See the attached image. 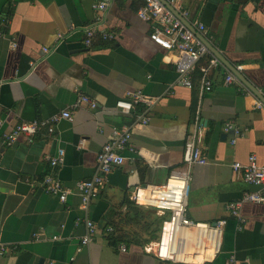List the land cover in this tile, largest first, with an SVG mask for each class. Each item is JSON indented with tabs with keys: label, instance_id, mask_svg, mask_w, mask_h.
I'll use <instances>...</instances> for the list:
<instances>
[{
	"label": "crops",
	"instance_id": "1",
	"mask_svg": "<svg viewBox=\"0 0 264 264\" xmlns=\"http://www.w3.org/2000/svg\"><path fill=\"white\" fill-rule=\"evenodd\" d=\"M95 1L0 0V14L8 19L0 37V240L9 245L0 264H178L143 250L159 237L165 216L134 204L129 194L137 184L164 183L180 166L197 106L207 162L192 166L187 215L198 223L226 218L214 263L225 264L234 254L238 264H264V203L241 205V228L226 210L244 190L264 191L232 168L252 153L264 165V108L255 106L256 95L224 84L222 63L210 69V91L200 95L197 82L191 88L179 84L173 52L150 39V24L137 15L142 0H108L97 27L115 36H97L86 46L83 28L95 20ZM181 3L186 20L192 26L203 22L206 39L263 93L264 0ZM206 62L204 56L198 65ZM135 89L156 98L146 124L138 120L141 107L131 113L115 107ZM78 93L95 100L96 108L83 104L70 120L58 119L52 133L41 128L31 141L6 143L15 124L48 119L70 107ZM227 122L239 133L225 130ZM126 125L131 136L122 150L125 161L114 168L127 174V187L106 182L83 206L76 182L91 178L112 128ZM58 148L64 160L51 166L47 156ZM46 173L68 190L65 201L45 191ZM87 219L97 230L81 244ZM109 226L116 238L109 237Z\"/></svg>",
	"mask_w": 264,
	"mask_h": 264
},
{
	"label": "built area",
	"instance_id": "2",
	"mask_svg": "<svg viewBox=\"0 0 264 264\" xmlns=\"http://www.w3.org/2000/svg\"><path fill=\"white\" fill-rule=\"evenodd\" d=\"M183 18H187L188 10L182 5V0H165ZM108 5V0H97L93 3L96 12L95 20L83 28V42L90 46L94 39L99 36L107 40L112 39L115 34L110 31L99 29L97 22L102 19V14ZM137 15L150 24V39L167 51H172L175 70L178 74V83L191 88L195 82L200 95L210 91L213 81L210 77V69L221 64L220 60L207 48L201 39L184 23L166 4L161 0H142V4L137 9ZM8 19L0 14V37L4 35L3 27ZM194 28L202 35L206 26L203 22L197 21ZM15 46V43H12ZM46 52L49 49L43 47ZM207 56V62L199 66V60ZM34 65H32L33 67ZM198 71V76L195 73ZM237 83L247 94L252 91L246 87L231 71L226 69L224 84ZM264 97V92L262 93ZM154 96L148 95L141 89L129 90L123 97L115 102V107L122 113L139 111V121L148 123L151 119L147 112L155 102ZM83 104L90 108H96L97 103L89 96L78 93L75 102L64 108L58 114L50 116L48 119L22 121L15 124L9 133L6 134V143L11 144L19 137L31 141L33 136L41 129L46 128L48 132L54 131V123L60 118L70 120L73 110ZM254 104L257 108H264V102L254 96ZM190 129L185 138L180 166L171 170L168 178L160 184H137L129 194V198L136 205L153 208L162 216H165L161 223L160 234L157 239L150 240L143 245L146 253H152L162 260L172 261L178 264H216L214 257L221 246V236L226 218H220L212 223H198L191 220L187 215V199L190 188L191 170L194 164H204L207 158L200 145V124L199 107L197 106ZM225 130H233L236 134L239 129L232 123L225 124ZM131 136L130 126L113 127L111 138L105 142L96 155V171L89 179L78 180L75 184L78 190L82 205L86 206L90 198L94 197L98 190L106 183V175L115 166L125 161L122 150L128 147ZM47 159L51 166L61 164L64 160V150L58 148L53 155H48ZM232 168L241 173V178L248 185L264 187V165L257 162L254 153L250 154L245 163L235 161ZM42 184L46 192L55 195L59 200L65 201L68 190L63 186L61 180L53 173H46L43 176ZM244 202L264 203V191L244 190L241 195L226 204V210L230 216L237 218L238 228L244 222L240 217L239 209ZM86 233L81 237V244L91 241L97 228L92 220H85ZM111 232L112 227H107ZM38 237V233L36 235ZM53 238H58L53 236ZM125 250V246L121 245ZM212 249V253H208ZM9 250V245L0 240V256ZM200 259L188 260L194 256ZM225 264H238L234 254L228 256Z\"/></svg>",
	"mask_w": 264,
	"mask_h": 264
},
{
	"label": "water",
	"instance_id": "3",
	"mask_svg": "<svg viewBox=\"0 0 264 264\" xmlns=\"http://www.w3.org/2000/svg\"><path fill=\"white\" fill-rule=\"evenodd\" d=\"M166 4L187 26L201 39V41L207 46V48L220 60V62L231 71L246 87H248L258 98L264 102V97L247 78L232 65L207 39L204 35L200 34L185 18L180 16L172 6H170L165 0H161ZM128 176L120 168H113L106 175V182L110 185L118 186L122 189L127 187Z\"/></svg>",
	"mask_w": 264,
	"mask_h": 264
},
{
	"label": "trees",
	"instance_id": "4",
	"mask_svg": "<svg viewBox=\"0 0 264 264\" xmlns=\"http://www.w3.org/2000/svg\"><path fill=\"white\" fill-rule=\"evenodd\" d=\"M195 75H198V72H196ZM112 229H113V231L111 233H109L108 235H109V237H111L113 239V238H116V234H115L116 232H115L114 227ZM152 237H153V235H152Z\"/></svg>",
	"mask_w": 264,
	"mask_h": 264
},
{
	"label": "bare ground",
	"instance_id": "5",
	"mask_svg": "<svg viewBox=\"0 0 264 264\" xmlns=\"http://www.w3.org/2000/svg\"><path fill=\"white\" fill-rule=\"evenodd\" d=\"M207 252H208L209 254L212 253V249H209V251H207ZM187 259H188V260H192V261L194 260V261H195L196 259H200V257H198V256L195 255L194 257H188Z\"/></svg>",
	"mask_w": 264,
	"mask_h": 264
}]
</instances>
